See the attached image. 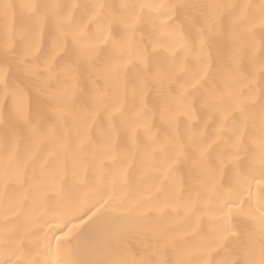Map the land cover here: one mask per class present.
<instances>
[{
	"label": "snow or ice",
	"instance_id": "1",
	"mask_svg": "<svg viewBox=\"0 0 264 264\" xmlns=\"http://www.w3.org/2000/svg\"><path fill=\"white\" fill-rule=\"evenodd\" d=\"M0 264H264V0H0Z\"/></svg>",
	"mask_w": 264,
	"mask_h": 264
}]
</instances>
